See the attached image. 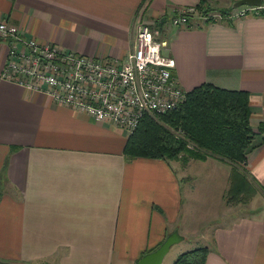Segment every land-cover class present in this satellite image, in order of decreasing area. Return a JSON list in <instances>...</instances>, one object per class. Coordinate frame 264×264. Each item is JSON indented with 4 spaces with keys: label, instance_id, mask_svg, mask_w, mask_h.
Wrapping results in <instances>:
<instances>
[{
    "label": "crops",
    "instance_id": "crops-1",
    "mask_svg": "<svg viewBox=\"0 0 264 264\" xmlns=\"http://www.w3.org/2000/svg\"><path fill=\"white\" fill-rule=\"evenodd\" d=\"M235 1L0 0V20L26 39L99 61L121 62L138 26H147L164 43L162 55L174 60L171 75L185 92L210 84L247 94L252 132L240 168L210 156L127 159L122 129L0 78V261L136 264L171 232L179 241L201 239L199 231L179 232L178 223L180 181L191 183L197 171L182 175L194 166L220 177L224 194L241 176L255 189L246 215H221L223 224L202 237L204 264H264V198L257 191L264 187V16L229 20ZM197 6L228 15L165 26L167 14ZM7 43L0 41V73Z\"/></svg>",
    "mask_w": 264,
    "mask_h": 264
},
{
    "label": "built area",
    "instance_id": "built-area-1",
    "mask_svg": "<svg viewBox=\"0 0 264 264\" xmlns=\"http://www.w3.org/2000/svg\"><path fill=\"white\" fill-rule=\"evenodd\" d=\"M194 8L177 11L171 25L182 28L189 19L202 23L221 19ZM254 12L253 8L239 7L227 18L239 19ZM155 37V31L140 25L132 49L121 62L99 61L26 39L14 26L0 20V41L8 42L0 78L23 89L43 91L55 105L130 134L143 116L155 118L174 110L187 93L171 75L174 60L162 55L164 43Z\"/></svg>",
    "mask_w": 264,
    "mask_h": 264
},
{
    "label": "trees",
    "instance_id": "trees-1",
    "mask_svg": "<svg viewBox=\"0 0 264 264\" xmlns=\"http://www.w3.org/2000/svg\"><path fill=\"white\" fill-rule=\"evenodd\" d=\"M196 8L203 14L209 12ZM256 11L264 16V8ZM227 13L218 12L221 17ZM249 115L246 93L201 84L188 91L174 110L155 118L143 116L128 134L122 154L127 159L153 160H176L185 155L203 161L210 156L240 168L250 149ZM241 178L240 190L236 180L227 191L235 202L255 194V189ZM257 191L264 198V187ZM206 255V247L195 248L180 254L172 264H204Z\"/></svg>",
    "mask_w": 264,
    "mask_h": 264
},
{
    "label": "rangeland",
    "instance_id": "rangeland-1",
    "mask_svg": "<svg viewBox=\"0 0 264 264\" xmlns=\"http://www.w3.org/2000/svg\"><path fill=\"white\" fill-rule=\"evenodd\" d=\"M213 13L219 15L218 12ZM165 19V26H170L172 19L171 15L167 14ZM160 25L162 24L158 23L156 27L159 28ZM163 28L164 27H162L161 30ZM194 171H197L196 175L192 174ZM193 175H195V178L191 183H188L185 179L180 181L182 182V189L180 191L182 203L178 219V223L180 224L179 232L193 233V231H199L202 240L197 237L189 241H178L171 246L160 264H172L173 261L184 252L204 246L207 247L208 243L204 242V238L202 237L207 236L218 221L220 224H223L221 215H246L247 210L244 206L254 197V195H251L248 196V198L244 197L240 202H235L233 199H230L228 193L224 194L221 189L219 190L220 177L213 176L212 179L207 178L205 177V172L202 173V168H197V170H195L194 166L188 167L182 176L188 178ZM183 193H185V196ZM255 201L259 202V199ZM240 205L241 208H239Z\"/></svg>",
    "mask_w": 264,
    "mask_h": 264
},
{
    "label": "water",
    "instance_id": "water-1",
    "mask_svg": "<svg viewBox=\"0 0 264 264\" xmlns=\"http://www.w3.org/2000/svg\"><path fill=\"white\" fill-rule=\"evenodd\" d=\"M239 7H249L253 9L264 8V0H237L231 5V9H236ZM180 239L181 237L178 236L177 232H171L164 238L161 244L154 251L141 256L136 264H160L170 247L176 244ZM0 264L13 263L0 261Z\"/></svg>",
    "mask_w": 264,
    "mask_h": 264
},
{
    "label": "flooded vegetation",
    "instance_id": "flooded-vegetation-1",
    "mask_svg": "<svg viewBox=\"0 0 264 264\" xmlns=\"http://www.w3.org/2000/svg\"><path fill=\"white\" fill-rule=\"evenodd\" d=\"M231 10H233V9H231ZM256 10V9H255Z\"/></svg>",
    "mask_w": 264,
    "mask_h": 264
}]
</instances>
